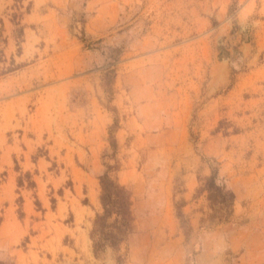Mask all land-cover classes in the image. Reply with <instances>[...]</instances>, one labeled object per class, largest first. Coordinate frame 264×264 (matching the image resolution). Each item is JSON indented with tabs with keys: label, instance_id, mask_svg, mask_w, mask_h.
I'll return each mask as SVG.
<instances>
[{
	"label": "rangeland",
	"instance_id": "374dc122",
	"mask_svg": "<svg viewBox=\"0 0 264 264\" xmlns=\"http://www.w3.org/2000/svg\"><path fill=\"white\" fill-rule=\"evenodd\" d=\"M0 261L264 264V0H0Z\"/></svg>",
	"mask_w": 264,
	"mask_h": 264
},
{
	"label": "trees",
	"instance_id": "16d2710c",
	"mask_svg": "<svg viewBox=\"0 0 264 264\" xmlns=\"http://www.w3.org/2000/svg\"><path fill=\"white\" fill-rule=\"evenodd\" d=\"M112 52H116V50H112ZM109 74H113V72L110 71L108 76ZM112 168L108 166V170L99 177L103 191L101 200L104 212L97 216L92 231L96 250H102L108 245L114 249H119L120 245L133 232L131 210L133 195L125 186L119 185L112 179ZM219 181V170L213 168L212 174L206 178L202 191H208L210 193L209 198L213 202H233L235 200L234 192L228 190L226 185ZM0 264L6 263L0 261Z\"/></svg>",
	"mask_w": 264,
	"mask_h": 264
}]
</instances>
